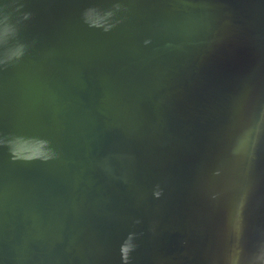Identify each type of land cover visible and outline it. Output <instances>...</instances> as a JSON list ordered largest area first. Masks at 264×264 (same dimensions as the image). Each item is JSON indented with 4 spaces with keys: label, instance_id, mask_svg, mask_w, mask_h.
I'll return each instance as SVG.
<instances>
[{
    "label": "water",
    "instance_id": "obj_1",
    "mask_svg": "<svg viewBox=\"0 0 264 264\" xmlns=\"http://www.w3.org/2000/svg\"><path fill=\"white\" fill-rule=\"evenodd\" d=\"M0 264H264V0H0Z\"/></svg>",
    "mask_w": 264,
    "mask_h": 264
},
{
    "label": "clouds",
    "instance_id": "obj_2",
    "mask_svg": "<svg viewBox=\"0 0 264 264\" xmlns=\"http://www.w3.org/2000/svg\"><path fill=\"white\" fill-rule=\"evenodd\" d=\"M16 54L19 55V52H17Z\"/></svg>",
    "mask_w": 264,
    "mask_h": 264
},
{
    "label": "snow or ice",
    "instance_id": "obj_3",
    "mask_svg": "<svg viewBox=\"0 0 264 264\" xmlns=\"http://www.w3.org/2000/svg\"><path fill=\"white\" fill-rule=\"evenodd\" d=\"M127 251V249H125V252Z\"/></svg>",
    "mask_w": 264,
    "mask_h": 264
}]
</instances>
